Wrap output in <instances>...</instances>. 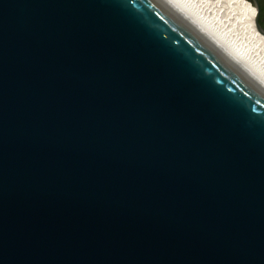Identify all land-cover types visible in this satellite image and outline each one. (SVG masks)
Segmentation results:
<instances>
[{
    "label": "water",
    "instance_id": "1",
    "mask_svg": "<svg viewBox=\"0 0 264 264\" xmlns=\"http://www.w3.org/2000/svg\"><path fill=\"white\" fill-rule=\"evenodd\" d=\"M0 264H264V88L166 0H0Z\"/></svg>",
    "mask_w": 264,
    "mask_h": 264
},
{
    "label": "bare ground",
    "instance_id": "2",
    "mask_svg": "<svg viewBox=\"0 0 264 264\" xmlns=\"http://www.w3.org/2000/svg\"><path fill=\"white\" fill-rule=\"evenodd\" d=\"M166 1L264 88V33L254 2L226 0L210 10L193 0Z\"/></svg>",
    "mask_w": 264,
    "mask_h": 264
},
{
    "label": "rangeland",
    "instance_id": "3",
    "mask_svg": "<svg viewBox=\"0 0 264 264\" xmlns=\"http://www.w3.org/2000/svg\"><path fill=\"white\" fill-rule=\"evenodd\" d=\"M195 3H198L197 5H199V3H200V5H199V7L201 8H207L208 6V8L207 9H209L210 8V10L212 9V7L214 8L215 7V5H217V6H220V3L221 4H223L222 2H225L226 0H220V1H218V0H193ZM214 4V5H213ZM207 5V6H206Z\"/></svg>",
    "mask_w": 264,
    "mask_h": 264
},
{
    "label": "flooded vegetation",
    "instance_id": "4",
    "mask_svg": "<svg viewBox=\"0 0 264 264\" xmlns=\"http://www.w3.org/2000/svg\"><path fill=\"white\" fill-rule=\"evenodd\" d=\"M251 1L257 3L261 8L259 21H260V24L262 25V27L264 28V0H251Z\"/></svg>",
    "mask_w": 264,
    "mask_h": 264
}]
</instances>
